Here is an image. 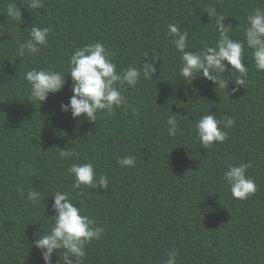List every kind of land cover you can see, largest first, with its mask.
Instances as JSON below:
<instances>
[{
	"label": "trees",
	"instance_id": "trees-1",
	"mask_svg": "<svg viewBox=\"0 0 264 264\" xmlns=\"http://www.w3.org/2000/svg\"><path fill=\"white\" fill-rule=\"evenodd\" d=\"M26 2L0 0V264H45L34 234L50 231L55 191L70 193L105 230L86 245L82 264H164L171 250L179 253L176 264H264V72L245 47L246 88L232 93L228 72L223 89L203 77L188 85L167 30L170 23L187 30L190 51L215 46L219 32L206 13L213 6L227 18L229 36L244 39L247 16L264 9V0H43L35 10ZM9 6L21 19L8 16ZM32 26L50 29L48 46L21 57L18 43L30 38ZM96 42L118 72L154 62L156 74L126 87V105L98 114L95 123L61 110L73 95L70 76L42 104L28 101L26 71L67 76L70 55ZM210 112L235 124H221L227 139L205 149L195 123ZM173 114L174 137L165 130ZM68 147L78 156L61 159ZM125 155L135 157L134 167L117 163ZM88 162L97 178H109L107 189L73 188L68 167ZM248 162L257 191L235 199L224 172ZM30 190L41 193L35 206ZM59 259L54 253L53 264Z\"/></svg>",
	"mask_w": 264,
	"mask_h": 264
},
{
	"label": "clouds",
	"instance_id": "clouds-1",
	"mask_svg": "<svg viewBox=\"0 0 264 264\" xmlns=\"http://www.w3.org/2000/svg\"><path fill=\"white\" fill-rule=\"evenodd\" d=\"M26 6L29 9L43 7V0H27ZM206 13L215 21V27L219 32V39L215 46H208L196 52L189 49V33L181 31L175 24H168L167 30L170 37H174L171 43L180 54L179 75L186 84L191 85L197 78L214 83L217 88L226 87L223 76L230 73L235 87L232 93H236L241 87H247V67L243 63L244 50H252V57L257 71L264 72V9L254 8L247 16V27L244 32V39H233L229 36V27L224 21V15L217 12L216 8L209 6ZM8 16L13 19H21V13L15 7L9 6ZM50 29L31 27L29 39L18 43V54L21 57L37 54L41 47L48 46V35ZM112 54L101 42L88 44L75 50L69 57V74L65 76L62 72L51 69L32 68L24 73L23 78L30 86L28 101L45 102L49 94L61 91L66 83L67 77H71V90L73 95L69 103H61L63 112H71L73 119L86 117L91 122H96L98 114L112 115L115 108L126 105V97L123 95L126 87H135L141 78L152 80L156 74L154 62H144L143 69L128 67L117 71V65L111 59ZM229 83L227 84L228 87ZM35 104V103H34ZM165 129L169 136H176L179 125L176 115H170L166 120ZM223 128H230L235 121L226 117L223 121L218 120L213 113L204 114L196 123L195 131L197 139L205 149L213 146L214 143H222L227 139V133ZM61 159L67 160L78 153L74 148H67L59 152ZM117 163L123 167H134L135 157L125 155L117 158ZM252 163H240L239 165H228L224 172L223 179L227 183L231 195L235 199L246 200L255 194L257 185L253 178L248 175V169ZM67 173L73 177V188L80 189L82 186L93 189H107L109 178L100 174L97 178L96 169L92 162L72 163ZM21 191H23L21 189ZM51 197V216L53 223L50 231L40 235L34 241V246L41 251L45 264H53V254L57 253L59 260L56 264H82L86 257V245L93 240H99L104 233L103 227H97L96 221L88 215L83 214L82 207H78L72 200L71 194L63 191H55ZM28 201L35 206L41 199V193L30 190L27 194ZM57 250H60L57 252ZM63 250V257H61ZM179 253L175 250L168 252L164 264H176Z\"/></svg>",
	"mask_w": 264,
	"mask_h": 264
}]
</instances>
